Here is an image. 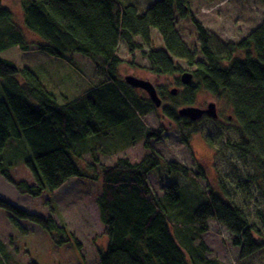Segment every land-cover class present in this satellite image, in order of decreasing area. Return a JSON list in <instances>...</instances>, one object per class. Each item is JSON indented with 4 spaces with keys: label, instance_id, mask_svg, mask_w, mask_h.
<instances>
[{
    "label": "trees",
    "instance_id": "16d2710c",
    "mask_svg": "<svg viewBox=\"0 0 264 264\" xmlns=\"http://www.w3.org/2000/svg\"><path fill=\"white\" fill-rule=\"evenodd\" d=\"M19 2L24 29L38 42L33 46L27 41L23 27L0 0V55L11 48L27 53L32 47L56 59L80 55L75 57L90 62L96 77L77 95L57 94L44 76L0 57V177L30 198L52 195L71 179L95 186L99 221L108 237L106 246L98 250L97 264H222L207 256L211 250L201 240L210 222L232 236L241 258L264 250V23L238 44L215 46L209 32L193 18L187 0H156L144 11L120 0ZM177 14L190 17L194 24L203 62H196L197 54L177 32ZM152 30L162 41L161 49L154 47ZM121 45L129 55L141 51L149 62L148 71L156 76L184 73L178 61L193 68L192 83L182 86L181 100L168 96L175 104L162 108L175 124L183 122L185 128L198 124L178 118L177 112L193 105L200 90L231 108V117L212 121L234 132L237 140L229 146L252 169L245 181L235 184L234 194L220 180L217 190L208 185L188 191H196L199 202L177 184L162 185V196L153 192L152 172L161 166L192 182L206 175L200 168L193 171L167 161L156 149L163 127L153 130L144 124L143 117L155 107L120 76ZM75 57L68 62L76 68ZM187 139L183 138L186 148ZM13 140H23L31 152L32 158H23L21 164L31 173L32 184L13 178L19 164L4 163ZM137 144L145 150L138 162L122 157L113 165H103L98 160V155L111 157ZM87 156L91 163H85ZM237 194L241 206L235 201ZM0 209L8 213L13 227L22 229V222H29L47 232L57 246L80 247L75 236L51 217L31 214L2 197ZM247 209L260 226L249 221ZM3 249L0 245V254Z\"/></svg>",
    "mask_w": 264,
    "mask_h": 264
},
{
    "label": "rangeland",
    "instance_id": "374dc122",
    "mask_svg": "<svg viewBox=\"0 0 264 264\" xmlns=\"http://www.w3.org/2000/svg\"><path fill=\"white\" fill-rule=\"evenodd\" d=\"M120 1L124 4L135 5L139 11H144L156 0ZM187 1H189V10L193 18L202 24L206 32H209L212 43L216 44L215 46L238 44L240 40L248 37L254 29L264 23V0ZM1 3L12 11L17 23L23 27L27 41L34 46V41L38 42V39L24 29L21 2L19 0H1ZM175 23L183 43L187 45L190 51L197 54L196 62H203L204 58L200 53L201 43L190 17L180 18L177 14ZM157 34L155 30H152L151 37L154 36V47L161 49L162 41ZM36 50L35 47H32L30 52L24 53L17 48H11L2 53L0 57L14 63L19 68H30L40 78L44 76L43 79L51 81L52 89L57 94L77 95L78 90L87 87L88 82H92L96 77V72L90 62L81 58L82 56L75 57L80 55L56 59ZM143 50L147 51V48ZM119 55L123 60L119 67L122 78L131 75L147 80L155 86L160 99L164 98L160 108H155L154 111H150L143 117L147 128L158 130L163 127L160 138L155 140L158 143L155 145L156 149L162 153L167 161L178 162L193 171L200 168L205 171L206 175V179L192 182V180L185 179L182 174L167 173L161 166L152 172L153 178H151L150 183L153 192L157 196H162V185L172 184H177L180 188L183 186L186 188V193L208 185L213 190H217L218 182L222 181L226 183L228 191L234 194L235 184L245 181V177L252 173V169L249 163L244 165L236 151L229 146L237 140L234 132L225 131L218 125L225 118L231 117V108L222 101L221 103L216 102L205 91L200 90L195 95V102L192 106L206 108L207 104L214 101L217 106L219 123L213 122L209 117H202L198 124L190 128H185L183 122L177 125L165 117L162 108L175 104L173 100L168 98L171 96L169 94L171 89L178 90L173 97L179 98V94L183 92V85L180 82L181 73L177 72L166 76L153 75L148 71L149 62L146 56L141 51L129 55L124 45L120 46ZM74 57L76 58V68L68 62ZM177 63L183 72L193 70L185 62L178 61ZM177 80H179L180 85H177ZM135 94L149 101L143 91L137 89ZM1 99H3V94L0 84ZM184 137H188V148L185 147ZM7 146H10L11 150L6 154V149L4 150L3 154L6 157V160L2 158L4 163L19 164L12 172L14 179L32 184L31 173L21 164L23 158H32L28 146L23 140L9 141ZM144 154L143 145L138 144L123 154L113 155L107 159L101 155L97 157L101 164L110 165L118 157L136 162ZM86 162L91 163L92 159L87 156ZM82 183L84 185L75 179H71L53 196L47 192L41 197L30 198L19 194L13 186L0 177V197L31 214L51 217L57 223L64 225L68 232L80 242L79 248L74 244L57 246L51 241L47 232L34 224L24 221L22 223L25 226H22V229L13 227L9 222L8 213L0 209V245L4 247L2 254H0V260H3L2 257L5 254L10 256L9 259L3 260V264H29L30 262L37 264H97L98 250L104 247L108 237L99 221L98 210L95 205L96 187L88 185L86 182ZM239 195L241 196V194ZM196 196V191L188 193L190 199L194 198L196 202H199ZM235 201L240 206L243 205L238 194ZM251 207L254 208L253 205ZM248 209L245 212L249 215V221L256 227L260 226L259 220ZM201 240L211 250L207 256L218 259L222 264H264V250L260 249L247 258H241L239 251L232 244V236L215 222H210L209 232Z\"/></svg>",
    "mask_w": 264,
    "mask_h": 264
},
{
    "label": "water",
    "instance_id": "95a60500",
    "mask_svg": "<svg viewBox=\"0 0 264 264\" xmlns=\"http://www.w3.org/2000/svg\"><path fill=\"white\" fill-rule=\"evenodd\" d=\"M180 82L183 86H188L192 83L193 75L190 72H184L181 75ZM124 82L134 88L143 91L149 98V101L154 105L155 108H160L162 105V100L158 96L155 86L147 81L131 75L124 77ZM177 89L173 88L170 90L169 94L175 96L177 94ZM203 116L209 117L210 119L217 120V106L214 101L207 104L206 108L195 107L192 105L184 106L178 109L177 117L181 119L188 120L189 122L196 123L202 119Z\"/></svg>",
    "mask_w": 264,
    "mask_h": 264
},
{
    "label": "crops",
    "instance_id": "0c3cea01",
    "mask_svg": "<svg viewBox=\"0 0 264 264\" xmlns=\"http://www.w3.org/2000/svg\"><path fill=\"white\" fill-rule=\"evenodd\" d=\"M137 145H138V144H137ZM131 148H133V147H130L129 149H131ZM129 149H127V150H129ZM127 150H126V151H127ZM121 154H123V153H121ZM84 158H85V157H84ZM105 158L107 159V158H109V157H105ZM118 158H119V157H118ZM118 158H117V159H118ZM121 158H122V157H121ZM141 158H142V157H141ZM141 158H140V160H141ZM138 161H139V160H138ZM138 161H136V162H138ZM115 162H116V161H114L113 164H115ZM133 163H134V162H133ZM113 164H110V165H113ZM12 176H13V173H12ZM13 178H14V177H13ZM28 183H29V182H28ZM30 183H31V182H30ZM66 184H67V183H66ZM66 184H65V185H66ZM62 187H63V186H62ZM57 191H59V190H57ZM57 191H55L54 193H56ZM54 193H53V194H54ZM53 194H52V196H53ZM43 195H44V194H43ZM106 243H107V241L105 242L104 247L106 246Z\"/></svg>",
    "mask_w": 264,
    "mask_h": 264
},
{
    "label": "flooded vegetation",
    "instance_id": "af4514ba",
    "mask_svg": "<svg viewBox=\"0 0 264 264\" xmlns=\"http://www.w3.org/2000/svg\"><path fill=\"white\" fill-rule=\"evenodd\" d=\"M203 117H206V116H203ZM217 117H218V119H219V116H218V114H217ZM227 118H228V117H227ZM218 119H217V120H218ZM229 120H230V118H229Z\"/></svg>",
    "mask_w": 264,
    "mask_h": 264
}]
</instances>
